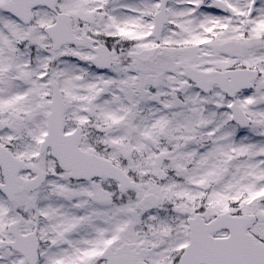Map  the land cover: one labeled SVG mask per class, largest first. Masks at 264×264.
I'll return each mask as SVG.
<instances>
[{
	"label": "snow or ice",
	"instance_id": "snow-or-ice-1",
	"mask_svg": "<svg viewBox=\"0 0 264 264\" xmlns=\"http://www.w3.org/2000/svg\"><path fill=\"white\" fill-rule=\"evenodd\" d=\"M0 264H264V0H0Z\"/></svg>",
	"mask_w": 264,
	"mask_h": 264
}]
</instances>
